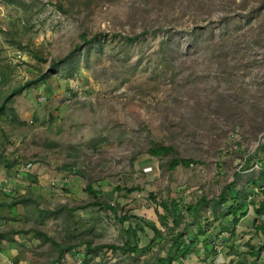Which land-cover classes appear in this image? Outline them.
<instances>
[{
  "label": "rangeland",
  "instance_id": "374dc122",
  "mask_svg": "<svg viewBox=\"0 0 264 264\" xmlns=\"http://www.w3.org/2000/svg\"><path fill=\"white\" fill-rule=\"evenodd\" d=\"M0 108V264H57L38 232L76 248L62 264H158L173 224L151 194L181 206L177 232L196 241L173 264H264L254 205L233 240L200 237L185 212L207 198L225 213L213 201L231 185V201H264V0H0ZM155 144L198 164L171 170ZM88 186L131 219L88 208ZM129 241L142 251L84 261L86 243Z\"/></svg>",
  "mask_w": 264,
  "mask_h": 264
},
{
  "label": "trees",
  "instance_id": "16d2710c",
  "mask_svg": "<svg viewBox=\"0 0 264 264\" xmlns=\"http://www.w3.org/2000/svg\"><path fill=\"white\" fill-rule=\"evenodd\" d=\"M139 36H136L135 38L138 39ZM135 38H127L130 42L134 41ZM83 39L85 43L88 44H95L96 40L95 38L91 40H87L86 36H83ZM71 55L68 57H65L64 59L60 60L59 62H54L51 68V72L58 70L59 68L66 66L68 62H70ZM46 76H43L41 78H38L33 83L37 84L42 81H44ZM14 92L15 94L18 93ZM0 113H2V108H0ZM149 154L154 158H161L165 156H169L171 154H174L175 157L170 161L169 168L171 170H175L178 167H191L193 165L198 164V162L194 159L189 158H181L177 156V153L175 152L174 148L171 146L166 145H154L150 150ZM260 188L262 189V193L264 194V168H262L261 175L259 180ZM254 181L253 185H257L259 182ZM249 184H252V182H249ZM234 190V185L229 186L225 192H223L217 200H214V206H227V211L225 213H221L218 208H213L211 213L208 214L207 208L211 207V200H208L207 198H202L194 205L186 206L185 212H187L189 215L193 218V223L199 227V236L200 237H206L208 234H213L216 236V238H220L225 232L231 233V240L235 238V231L237 226L240 223V220L247 216L248 214V208L251 205H254L256 207V213L257 216L264 215V201L253 203L250 198L251 195L248 190H245L244 192H238L235 196V198H232L231 201L229 198V194ZM86 191L95 199V202L90 203L87 205V207H99V209H108L111 210L117 220H119L122 223H125L126 221H129L131 219L130 216H125L122 218L118 217L117 209H115L113 206L102 203L98 200L100 192L94 190L92 186H88ZM129 193H133L136 191V189H127ZM97 199V200H96ZM151 199L158 203L159 207L166 213L165 216L161 217L163 221H166V223L171 222L173 224V228H171V245L168 249L167 256L164 258H160L158 260V264H173L179 260L186 259L189 255L192 254L193 247L196 245L195 239H189V242L184 239V232H177L180 225L184 222L185 217L184 214H179L178 209L181 207L177 202L172 201L170 202H157V199L154 194H151ZM28 203V200H19V202H15L12 204V206L16 205H22ZM173 216V217H172ZM172 217V218H171ZM229 219V222L231 223L230 226H226L224 224V221ZM153 230L155 232V238L152 243H154L157 239L162 238V234L159 231L157 227H153ZM134 237L137 236V232L134 230H131ZM39 237L44 238L45 240L53 243L57 246L59 250V257L57 260V264H62L65 256L70 251H73L76 249L75 247H68L64 246L62 244L56 243L54 240H52L49 236L46 234L37 233ZM0 239H4V237L0 236ZM102 249H109L111 251L117 252L121 251L125 254H132L135 255L142 251L141 248H139L138 242L136 244H132L131 241L127 242L123 246L120 245H102L98 246L96 248H93L91 243H86V254H85V260L87 261V258L94 254L97 251H100ZM264 251V246L260 248V250L257 252V256L260 255ZM84 262H82L83 264ZM241 264V263H236Z\"/></svg>",
  "mask_w": 264,
  "mask_h": 264
}]
</instances>
